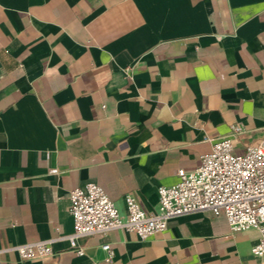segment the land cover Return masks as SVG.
Masks as SVG:
<instances>
[{
  "label": "crops",
  "instance_id": "crops-1",
  "mask_svg": "<svg viewBox=\"0 0 264 264\" xmlns=\"http://www.w3.org/2000/svg\"><path fill=\"white\" fill-rule=\"evenodd\" d=\"M232 125L234 154L264 138V0H0V264H264L256 229L209 211L92 233L81 255L10 248L69 234L89 181L122 217L128 193L155 212Z\"/></svg>",
  "mask_w": 264,
  "mask_h": 264
},
{
  "label": "built area",
  "instance_id": "built-area-1",
  "mask_svg": "<svg viewBox=\"0 0 264 264\" xmlns=\"http://www.w3.org/2000/svg\"><path fill=\"white\" fill-rule=\"evenodd\" d=\"M240 127L231 126L230 133L215 140L201 163L190 170L179 169L178 181L158 187L155 212H146L130 193L124 196L127 215L122 217L103 187L89 181L69 191V214L72 231L57 237L25 242L10 247L23 259L52 255L53 243L65 239L69 249L83 254L78 240L92 233L112 229L134 232L147 239L163 231L168 220L196 211H209L225 216L230 232L248 229L258 231V240L251 247L257 257L264 255V138L249 145L243 154L232 152V139ZM102 248L110 253L109 244Z\"/></svg>",
  "mask_w": 264,
  "mask_h": 264
}]
</instances>
